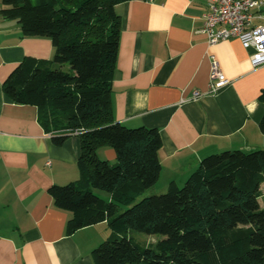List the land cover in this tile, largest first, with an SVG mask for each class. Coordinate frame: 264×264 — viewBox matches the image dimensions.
I'll return each instance as SVG.
<instances>
[{
  "label": "crops",
  "instance_id": "0c3cea01",
  "mask_svg": "<svg viewBox=\"0 0 264 264\" xmlns=\"http://www.w3.org/2000/svg\"><path fill=\"white\" fill-rule=\"evenodd\" d=\"M3 7L0 0V264H96L92 252L111 235L109 223L69 234L71 215L49 193L53 185L80 179L79 136L55 145L38 108L16 104L3 90L24 59L52 60L53 43L24 37L17 21L1 15ZM207 12L206 0H128L116 6L121 30L112 75L114 121L157 129L162 140L160 177L149 195L165 192L172 182L182 187L208 156L264 149V65L254 67L252 50L237 38L208 45L200 33ZM212 55L228 83L207 95ZM196 91L204 95L193 100ZM97 156L117 160L110 146L100 147ZM260 193L264 209V183Z\"/></svg>",
  "mask_w": 264,
  "mask_h": 264
},
{
  "label": "trees",
  "instance_id": "16d2710c",
  "mask_svg": "<svg viewBox=\"0 0 264 264\" xmlns=\"http://www.w3.org/2000/svg\"><path fill=\"white\" fill-rule=\"evenodd\" d=\"M126 1L3 0L1 15L17 21L24 37L48 38L55 49L50 61L24 59L4 93L37 107L57 146L68 131H82L80 179L49 189L55 206L71 215L69 234L109 223L111 235L92 252L96 264H264V149L208 156L182 187L172 182L138 202L159 180L162 140L157 129H129L113 118L116 6ZM104 146L115 150V163L98 158ZM129 231L164 238L142 246Z\"/></svg>",
  "mask_w": 264,
  "mask_h": 264
},
{
  "label": "built area",
  "instance_id": "2783aa9c",
  "mask_svg": "<svg viewBox=\"0 0 264 264\" xmlns=\"http://www.w3.org/2000/svg\"><path fill=\"white\" fill-rule=\"evenodd\" d=\"M208 12L200 33L208 45L215 46L232 38L241 41L245 49H251V62L254 67L264 65V21L254 24L256 19H264L260 14L262 0H206ZM211 76L207 95H216L227 83L215 56L210 57ZM204 93L196 91L193 100ZM71 136H79L82 131H68Z\"/></svg>",
  "mask_w": 264,
  "mask_h": 264
},
{
  "label": "rangeland",
  "instance_id": "374dc122",
  "mask_svg": "<svg viewBox=\"0 0 264 264\" xmlns=\"http://www.w3.org/2000/svg\"><path fill=\"white\" fill-rule=\"evenodd\" d=\"M98 195H100L101 197L108 199L109 195L105 192H100L97 191L96 192ZM148 192H146L144 195H142L139 199L138 202H140L141 200H143L145 197H149L150 195L148 194ZM126 207H122V210H125ZM131 235H133V238L140 243L142 246H149L150 244L154 245L156 242L162 240L164 238V236L161 235H146L143 233H139V232H135V231H131Z\"/></svg>",
  "mask_w": 264,
  "mask_h": 264
}]
</instances>
